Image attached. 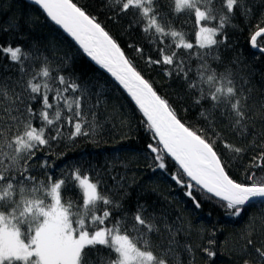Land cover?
Returning <instances> with one entry per match:
<instances>
[{
    "label": "snow or ice",
    "instance_id": "obj_1",
    "mask_svg": "<svg viewBox=\"0 0 264 264\" xmlns=\"http://www.w3.org/2000/svg\"><path fill=\"white\" fill-rule=\"evenodd\" d=\"M30 3L38 15H12L0 26V32L29 41L25 47L0 40L4 61L0 65V264H170L182 253L193 252L188 242L190 229L176 220L157 215L142 200L134 205V212L125 210L135 181L129 183L126 175L117 179V169L108 165L85 169L79 163L65 162L50 165V155L37 156L78 139L99 143L106 103V84L82 79L75 71V58L61 50L58 37L30 36L36 31L39 14L126 92L150 133L144 145L152 159L149 167L167 172L171 161L175 172L169 177L195 209L215 203L226 215L241 218L250 207H264V120L257 130L248 81L241 75L247 66L239 54L227 62L220 55L221 49L231 48L226 26L237 20H256L249 42L259 47L257 40L264 37V0H115L114 6L112 0H104L117 20L134 17L129 28L138 27L146 34L157 55H145L137 45L129 47L148 68L161 67L166 78L181 81L199 120L206 125L199 129L180 118L85 7L74 0ZM12 9L13 0H0V14L8 15ZM181 17L192 21L195 43L176 30L175 22ZM259 51L264 53V47ZM193 55L199 60L194 77L190 75ZM236 67L239 72L233 70ZM13 72L14 76L9 75ZM217 122L239 135L243 146L225 143L215 130ZM218 142L236 156L251 153L243 165V179L231 174V160L218 152ZM61 155L66 153L61 151ZM129 215L135 237L126 223ZM258 222L249 219L250 226ZM150 234L162 237L155 248L146 239ZM212 235L196 248L209 261L217 255ZM244 235L243 264H264V225L250 227Z\"/></svg>",
    "mask_w": 264,
    "mask_h": 264
},
{
    "label": "trees",
    "instance_id": "obj_2",
    "mask_svg": "<svg viewBox=\"0 0 264 264\" xmlns=\"http://www.w3.org/2000/svg\"><path fill=\"white\" fill-rule=\"evenodd\" d=\"M74 2L85 7L88 12L98 18L99 22L118 41L126 54L134 60L145 77L153 82L157 91L177 109L182 120L197 129L206 127L203 121L199 120L197 110L192 106L191 99L182 87L181 81L175 77L166 78L161 67L148 68L134 49L129 47V45H137L144 49L145 55L150 54L153 57L157 55L152 50V45L149 43L146 34L142 33L138 27L129 28V20L134 19L132 15L117 20L110 14L104 0H74ZM112 4L115 5V0H112ZM5 7H7V4H5ZM21 13L33 17L38 15L36 7L28 0H13L12 12L8 15L0 14V26L5 25L9 16H19ZM255 23V19L250 23L237 20L233 22L235 26H226L231 48L228 50L221 49L220 55L227 62L229 58L238 53L242 65L247 66L241 75L248 81L250 89L249 102L257 121V130H259L260 121L264 120V53L259 51V47H264V37L258 38V48L251 47L249 37ZM175 28L182 31L189 42L195 43V29L192 26V21L185 22L184 18L181 17L180 20L175 22ZM24 31L27 32V29ZM36 35L49 38L58 37L56 42L60 45L61 50L75 58V71L82 79H99L106 84L104 88L106 103L101 113L102 123L105 127L100 142L78 139L75 144L67 142V147L61 146L54 149L51 154L45 151L38 152L37 156L43 159L50 155V165H61L62 162L71 165L79 163L85 169L88 165H91L93 169H96L97 165H108L110 169H117V179L119 175H126L129 183L135 181L132 188V197L124 205L125 210L129 213L134 212V205L138 200H142L157 215L163 213L169 219L176 220L178 224L191 231V240L188 242L192 244L193 252L182 253L179 257L173 258L170 264H178L179 261H182L183 264H243L241 250L245 243V230L250 227L259 229L264 225V220H261L264 207L260 205L250 207L241 218L226 215L220 208L215 206V203H204L202 208L195 209L188 198L183 195V189L170 179L169 173L175 172V167L171 161L168 162L167 172L153 170L149 167V165H152V159L149 153L144 151V145L148 142L150 133L146 132L140 119V113L126 92L103 70L94 65V62H91L77 46H74V42L70 37L58 31L56 26L42 14H39L36 31L30 34V36ZM3 39H8L13 44H23L25 47L29 42L25 39H17L13 33L6 35L0 32V40ZM184 51L181 50V53L183 54ZM191 51L195 53L196 49L194 48ZM3 63V59L0 58V65ZM190 63L193 69L190 75L194 77L199 60L193 55ZM209 63L218 70H223L221 65L211 60H209ZM233 70L239 72L240 67ZM9 75L14 76L15 73H9ZM35 107L38 108L39 104H36ZM215 130L225 138V143H230L236 147L243 146L242 138L235 133L228 132L224 122H217ZM208 135L211 136V131L208 132ZM217 150L230 158L229 168L231 174L235 178L243 179V165L247 163L251 153L244 157L236 156L225 149L220 142L217 143ZM61 151L66 153V156H62ZM38 163L39 159L33 163V168ZM120 165L123 166L122 170ZM36 174L40 175V173ZM105 179L110 185L112 184L107 176H105ZM250 218H254L259 222L250 226ZM126 223L129 231L135 237L136 233L131 229V215L128 216ZM187 235L188 233H185V236ZM209 235H212L215 240L213 247L217 253L215 258L210 261L196 250L197 246L206 240ZM146 239L155 248L161 243L162 237L150 234ZM181 239H184V237H181ZM190 257L192 258L190 259Z\"/></svg>",
    "mask_w": 264,
    "mask_h": 264
},
{
    "label": "water",
    "instance_id": "obj_3",
    "mask_svg": "<svg viewBox=\"0 0 264 264\" xmlns=\"http://www.w3.org/2000/svg\"><path fill=\"white\" fill-rule=\"evenodd\" d=\"M30 2V0H28ZM98 67V66H97Z\"/></svg>",
    "mask_w": 264,
    "mask_h": 264
}]
</instances>
